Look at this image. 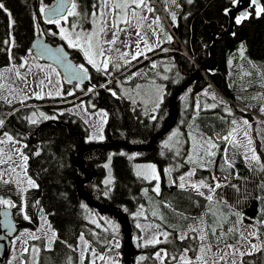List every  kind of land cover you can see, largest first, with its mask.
I'll use <instances>...</instances> for the list:
<instances>
[{
  "label": "trees",
  "instance_id": "1",
  "mask_svg": "<svg viewBox=\"0 0 264 264\" xmlns=\"http://www.w3.org/2000/svg\"><path fill=\"white\" fill-rule=\"evenodd\" d=\"M76 2L82 9L92 7L95 0H76ZM151 2L159 15L162 12V17L166 19L164 23H169L168 19L172 17L175 19V23L170 20L169 25L176 37L163 42L159 48L148 53V56H152L163 49L171 50L167 54L171 63L168 69L171 72L168 80L171 82H166L165 101L154 120L144 115L137 104L126 100L113 87L116 80L122 76L134 71L138 66H145L147 61L143 60V57L137 58L120 72L113 73L104 69L92 70L89 64L83 61L81 53L72 50L69 52L73 61L89 70V84H68L63 80V92L58 97L41 100L25 98L23 102L17 100L12 103L0 99V137L9 136L24 145L22 152L27 158V175L36 183L33 187L26 185L23 198L15 182L1 183L0 208L13 204L14 217L18 222H22L23 227L35 226L39 223L42 213H47L48 222L56 236L48 247L44 237L30 240L29 248L23 254L24 264H31L29 258L31 247L32 250L39 249L35 264H80L77 251L80 237H83L87 244L81 264H102V260H93L92 252L95 250L99 254L106 252L122 254L120 259L123 263L122 223L115 216L89 206L79 195L78 182L86 176L78 166L80 148L95 141L90 138L91 127L87 121L67 107L73 100H77L83 104L86 112L105 109L108 113V121L105 130L106 139L103 142L126 141L133 145L147 144L162 128L168 116L169 102L174 90L208 60L213 33L227 28L226 10L233 5L234 0H152ZM54 3L55 0H0V68L9 67L13 62L19 66L25 63L26 56L32 52L31 43L37 34H44L51 43L61 42L55 25H49L45 31L43 30L42 11ZM262 3L261 13L257 14L251 9L248 19L236 23L232 36L219 39L216 48V70L204 71L187 88L191 90L188 98L189 108L180 122L184 134L194 121L191 120V115L195 94L208 85V80L229 101H227L228 107L219 106L216 111H211L212 115L203 118L204 126L213 128L216 124L223 125L226 111L254 122L251 114L235 106V102L247 105L252 111L261 110L264 115V0ZM183 48L192 58L181 53ZM152 57L156 58L155 55ZM231 59L236 61L235 67L239 68L232 76L228 71ZM150 65L147 64L146 67L148 69L155 67ZM126 70L128 71L123 73ZM150 73L154 71L151 70ZM172 77L178 78V81L172 80ZM134 78L133 81L137 80L136 76ZM107 81L109 83L105 84ZM181 95L178 97L179 115L175 125L178 124L182 114ZM33 112L37 116L35 121L30 119ZM258 123L261 125V141L257 146L259 154L257 164L251 165L235 146L226 144L225 141L216 148L218 152L211 159L214 160V164L221 162L226 165L228 169L223 173L231 178L235 177L223 186L228 202L221 204L216 198L209 199L203 194L193 193L177 186L167 187L163 183V188L169 192L163 195L160 203H168L167 208H164L167 216L162 220L152 216L151 219L157 220L167 231V235L154 244L137 246V252L133 246L136 242L135 238L139 237L134 216L141 208L148 211V200L144 194L148 184L133 172L131 163L133 160L152 161L158 164L161 173L164 174L163 164L172 161L170 155L166 152L165 157L163 156L159 148L160 139L149 152L131 150L122 146L84 151L82 155L84 167L91 173L92 178L83 185V188L93 199L122 211L130 220L133 264H163L154 256L159 248L166 251L164 261L166 264L176 263L184 256V249L187 251L185 258L191 259L197 256L201 246L199 235L190 232L182 236L180 231L190 226L191 222L197 223L203 219L206 220L209 240L212 244L238 243L241 235L237 227L238 213L243 222L256 224L257 238L252 241L258 242V250L243 255L242 260L234 264H264V122ZM210 135L216 140L213 131ZM186 152L185 149L182 166L178 170L173 169L170 173L173 180L188 167ZM110 153H112L113 180L108 182L105 163ZM133 153L138 154L133 156ZM247 167H252L248 173ZM203 173L207 174V182L213 181L210 177V169L197 170L198 175ZM241 177H246L247 180H241ZM18 210H23L29 220L18 217L16 215ZM92 213L98 214V222L92 221ZM187 216L194 219L190 221ZM114 238L121 240L120 246L112 243ZM33 243L37 246H32ZM0 264H7V259L0 258Z\"/></svg>",
  "mask_w": 264,
  "mask_h": 264
},
{
  "label": "rangeland",
  "instance_id": "2",
  "mask_svg": "<svg viewBox=\"0 0 264 264\" xmlns=\"http://www.w3.org/2000/svg\"><path fill=\"white\" fill-rule=\"evenodd\" d=\"M104 1L105 9L98 8ZM151 1L152 0H95L92 7L81 9L76 0H73L66 15L54 19L53 24H55L58 29V39L70 52L72 50H77L81 53L83 61L86 63H90V65L94 64L99 69L117 73L127 66L131 62V59L136 60L142 53L144 55L141 57L144 58L148 56L150 51H153L156 45L155 34L160 35L167 33V28L162 19V12L161 15H159ZM97 10H100V13H98ZM170 20L172 23H175L173 17L168 19V22L171 24ZM130 33H135L138 37H143L144 35L145 38H147L146 40L142 38V42L145 43L142 51H140L138 40L131 37ZM169 39L173 40L171 35H169ZM139 41L141 42V40ZM145 64V66H138L134 71L116 80L113 87L126 100L137 104L144 115L154 120L158 110L165 101L164 89L166 91V82L170 81L168 79L171 77V72L166 69L168 66L167 56L159 55L155 59H149ZM147 64L148 66L153 64L155 67L153 69H148V67H146ZM235 64L236 61L234 59H231L228 64V71L231 76L234 72L237 73V70H239V68L235 67ZM80 67L86 69L83 65H80ZM151 70H153L154 73H150ZM135 76L137 80L133 81ZM172 80L178 81V78L172 77ZM62 92L63 77L58 68L50 62L41 60L35 56L33 52L28 53L25 63H22L20 66L16 62H13L9 67L0 68V99H4L9 103L17 100L23 102L25 98L41 100L43 98L58 97L62 95ZM183 93L184 94L180 97L181 118L178 124L159 141V148H161L163 156L165 157V153L168 152L170 160H172L171 162H165L163 164L165 172H172L173 169L182 166V156L185 149L187 150L185 157L188 155L187 145L191 143L195 146L200 143L197 137H192L191 141L185 138L180 126V122L183 120L186 112L185 109L189 108L188 98L190 97L191 90H185ZM212 94L215 95V97H219L221 103L215 104L214 102L204 101L202 102L204 108L212 106L213 108L209 110L216 111L219 106L221 108L223 106L228 107V102L223 96L217 92H212ZM67 109L81 116L82 114L80 113H83L90 119L96 121V125H90L87 121L91 127L90 138L95 141V143H102L106 139L105 130L108 121V113L105 109L100 108L94 112H86L83 104L77 100H73ZM206 112L207 111L202 112L200 117L193 123L197 133L209 127L204 126L202 123V119L207 116ZM36 117L34 112L30 115L32 121H35L37 119ZM248 139L249 140H245L244 147L248 154L251 155L252 149H254V143L250 137ZM219 140L221 141L224 139L219 138ZM0 142V184L7 181L15 182L21 198H23L27 186H36L35 181L30 179L27 175V158L22 152L24 145L5 135L0 137ZM193 148L190 146L189 149L191 163L199 159V156L194 152L195 150H193ZM201 152L205 154V157L201 158L204 162L202 168H205L211 163V150L206 146ZM134 154L135 153L132 155L135 156L138 153ZM111 158L112 153H110L109 159L105 163L107 171L106 179L108 182L113 180ZM131 165L133 172L144 179L148 184L144 192L148 200V211L142 210L141 208L139 212H137L138 214L134 216L135 228H137L136 231L138 230L139 237L135 238L136 242L133 246L135 247V252H137V246H142L143 244L150 245L157 242L158 234L151 236L150 234H152V232L149 234L147 228L151 224H159L157 221L159 218H161L160 220L166 218L167 213L164 208H167L168 203L162 204L160 203V199L169 191L161 189V185H159L158 176H161V171L157 163L152 161L133 160ZM176 179L178 180L177 177ZM178 181L179 186L190 188L193 178H191V174L189 173L187 178H179ZM202 182H204V180ZM217 182L221 183V180L218 179ZM209 190L207 187L205 191L200 189V192H203V195L208 197ZM212 198L226 202L229 200L223 188L219 189ZM153 212L158 214V216L153 214ZM16 215L20 218L29 220L23 210H18ZM151 216L157 220L151 219ZM237 217L238 221L240 220V223L244 225L245 223L242 222L239 213ZM186 218L190 221L194 219L188 216ZM91 219L92 221L98 222V214L92 213ZM191 223L190 226L182 228L180 233L182 236L190 232L198 234L201 240L200 253L188 259L185 258L187 251L184 249V256L180 257L174 264H234L240 262L239 260L244 253L254 251L256 248V243H254V241L252 242L250 238V234H254V222L252 226H243L244 239H242L240 246L232 244L229 247L214 246V244L210 242L205 219L197 223ZM159 233L162 234L161 231H159ZM42 237L46 239L47 247L50 246L56 238L55 232L48 222L47 213L44 212L38 224L21 228L13 237L7 264H24L25 259L23 258V254H25L29 248V241ZM112 240L115 246H120V239L114 238ZM33 245L37 246L35 243H33L32 246ZM86 248L87 244L85 240L83 237H80L77 250L80 256V264ZM30 251L31 254L29 258H31V264H35L38 259L39 249L32 250L31 247ZM121 256L122 254L120 255L115 252H106L102 254L93 253V260H102V264H123L120 259ZM165 257L166 251L164 249L158 250L156 258L163 264H166L164 262Z\"/></svg>",
  "mask_w": 264,
  "mask_h": 264
},
{
  "label": "water",
  "instance_id": "3",
  "mask_svg": "<svg viewBox=\"0 0 264 264\" xmlns=\"http://www.w3.org/2000/svg\"><path fill=\"white\" fill-rule=\"evenodd\" d=\"M73 0H55L52 6L46 7L43 11V18L49 22L57 17L65 15L72 5ZM251 9L259 14L263 11L262 0H234L233 5L226 10L228 16V26L221 32H214L212 36V44L209 48L208 60L200 65L193 74L180 84L173 92L169 102V114L166 117L162 128L156 132L147 144L133 145L126 141H112L103 143H90L82 145L78 157V166L86 175L85 178L78 182V191L80 197L91 207L98 209L103 213L115 216L123 225V264H133L132 261V225L128 217L122 211L96 201L83 188V185L92 178L91 173L84 167L83 153L85 150L93 148L112 149L116 146H122L127 149L149 152L153 149L159 139L165 136L176 124L179 115L178 97L192 85L204 71L214 72L217 68L216 48L224 36H232L234 34L235 25L242 20L249 18ZM31 51L41 60L54 64L61 73L63 80L68 84L87 85L90 82V73L88 70L77 65L70 56L69 50L62 43H51L44 35L38 34L31 43ZM107 81L105 84H108ZM166 185L172 186V178L170 172H166ZM14 205L4 206L0 208V258L5 260L8 258L12 238L23 228L22 222H18L14 217Z\"/></svg>",
  "mask_w": 264,
  "mask_h": 264
},
{
  "label": "crops",
  "instance_id": "4",
  "mask_svg": "<svg viewBox=\"0 0 264 264\" xmlns=\"http://www.w3.org/2000/svg\"><path fill=\"white\" fill-rule=\"evenodd\" d=\"M102 5H103L102 9H105V1ZM162 19H163V22H164V20H166L165 17H162ZM165 23H164V25L167 28V33L166 34H160V35L155 34L156 45L153 48V50L155 48L156 49L159 48L163 44V42L170 41L169 35H171L172 38H176L174 36L173 32L171 31V25H169V23H166V24ZM168 30H170V31H168ZM130 35L134 39L136 38L138 40V45L141 49L140 51H142L144 49V45H145V43L142 42V40L147 39L144 36L145 32H144L143 37H138L137 34H135V33H130ZM139 40H141V42ZM169 51H171V50L170 49H163L162 51H160L154 55H155V57H157L159 55L167 56V58L169 60L170 57L167 55V54H169L168 53ZM142 55H144V54L143 53L140 54L139 57H141ZM154 55H152V56H154ZM152 56H146V57H144V59H146V61H148L149 59L153 58ZM134 60L131 59L130 61H134ZM92 66L96 67L94 64H92ZM168 66H169V68H168ZM168 66L166 67L167 70L170 69V67H171V63L169 61H168ZM102 68H104V67H102ZM97 69H99V68H97ZM212 92H217V91H216L214 86H212L211 84L208 83V85L206 87H204L199 93L195 94L196 98H195L194 104H193V112L191 115V120L195 121L196 119H198L199 115H201V113L204 111L209 112L207 115L213 114L209 110V109L213 108L212 106H208L207 108H204L203 104H202V102H204V101L214 102L215 104L221 103L220 98L215 97V95H213ZM164 93H165V89H164ZM164 93H163V95H164ZM185 110L187 111V108ZM231 114H232L231 112L226 111L225 122L223 123V125L219 126L218 124H216V126L213 128H211L209 126L208 128L203 129L200 133H197V131L194 129V124H193L194 121H192V124L189 126L190 128L187 127V132H185V134H184L185 138H187V139H189V141H191L192 137H197V139L200 140V143L195 145V146L192 145L191 143L189 145H187L188 155L186 156V162L188 164V167L186 170L182 171L180 174L177 175V178L179 180V178H187V175H189V173L191 174V178H193V181L191 183V187L187 188V190H189L193 193L203 194V192H200V189L202 191H205L207 189V187H208V190L210 187V190L208 191V198H210L212 195L214 196L218 192L219 189L223 188V186L227 182H229L230 180L235 178V177L231 178L228 174H224L223 171L228 169L227 166L221 162L214 164V160H211V163L205 167L206 169L211 170L210 177L213 180L212 182H210V183L207 182V179H206L207 174L206 173H203L201 175L197 174V170L199 168H202V166L204 164V162H203V160H201V158L205 157V154L201 151L206 146H208L211 150L210 156L212 159L214 157V155L218 152L216 148H218V146H220V143L222 142V141H218L217 139H216L217 141L212 139V137L210 135L211 131H213V135L216 134L217 136L224 139L223 141H225L226 144H231V145L235 146L238 149V151L242 154V157L244 159H246L251 165L257 164L256 162L259 161V154L257 152V146L260 144V141H261V132H260L261 125L258 122H252L251 120H249L248 118H246L244 116H236V115H231ZM182 131L184 133V130H182ZM249 137H250V139L253 140V143H254V145H253L254 149H252L251 155L248 154V152L245 150V147H244L245 140H249L248 139ZM190 146H191V148L194 147L193 148V150H195L194 152L199 156L198 161H195L194 163L190 162V155H189ZM178 169L179 168L177 167L176 170H178ZM249 169H252V167L246 168L247 173H248ZM218 179L221 180V183L217 182ZM240 179L241 180H247L246 177H241ZM203 180H204V182H202ZM199 183H201V184H199ZM224 192L226 194V191H224ZM218 202L223 204L226 201H218ZM244 223L245 224L242 225L240 223V220L238 221L237 227H238V231L241 233L240 242L235 243L234 245L240 246L242 239H244L243 226L245 227L246 225H250V226L253 225L252 224L253 222H249V223L244 222ZM250 238L251 239L257 238V226H256V224H255L254 234L251 233ZM254 243H256L255 250L251 251V252H246L243 255L252 254L258 250V242L255 241ZM230 245H232V244H230ZM230 245L224 244V243L223 244H214V246H219V247H229ZM243 255L241 256L239 261L242 260ZM227 264H230V263H227Z\"/></svg>",
  "mask_w": 264,
  "mask_h": 264
},
{
  "label": "flooded vegetation",
  "instance_id": "5",
  "mask_svg": "<svg viewBox=\"0 0 264 264\" xmlns=\"http://www.w3.org/2000/svg\"><path fill=\"white\" fill-rule=\"evenodd\" d=\"M151 3V2H150ZM103 6V5H102ZM102 6L100 7L101 9H102ZM45 9V8H44ZM44 9H43V11H44ZM43 11H42V19H43V21H44V31L48 28V26L49 25H55V24H53V21H54V19L53 20H51V21H49V22H47V21H45L44 20V18H43ZM97 12L98 13H100V10H97ZM66 15V14H65ZM64 16V15H63ZM62 17V16H61ZM57 18H59V17H57ZM56 19V18H55ZM56 26V25H55ZM90 27V26H89ZM38 35V34H37ZM42 35H44V34H42ZM46 38V37H45ZM138 58V57H137ZM135 61V60H134ZM131 62H133V61H131ZM130 62V63H131ZM129 63V64H130ZM89 66L91 67V69L92 70H94V71H97L98 69L96 68V67H94V66H92V65H90L89 64ZM135 66V65H134ZM87 70V69H86ZM89 71V70H88ZM128 71V70H127ZM126 71V72H127ZM90 73V72H89ZM114 94V93H113ZM115 96H116V94H114ZM171 173V172H170ZM171 178H172V176H171ZM158 179H159V185H161V189H163V190H165L164 188H163V183L165 184V186H167L166 185V172L164 171V174H162L161 173V176H158ZM172 186H177L178 188H183V186H179V181L177 180V179H175V180H173L172 179ZM171 186V187H172ZM183 189H186L187 190V188H183ZM166 191V190H165ZM144 210H146L145 208H144ZM148 233L150 234L151 232H152V234H150L151 236H154L155 234H158V236H157V242L160 240V238H164V237H166V235H167V231L164 229V227L159 223V224H151L150 226H148ZM159 231H161L162 232V234H160L159 233ZM140 246V245H139ZM161 249H163V248H159V249H157L156 251H155V254H154V256H155V258H156V253L158 252V250H161ZM93 253H98V251H93L92 252V256H93Z\"/></svg>",
  "mask_w": 264,
  "mask_h": 264
},
{
  "label": "built area",
  "instance_id": "6",
  "mask_svg": "<svg viewBox=\"0 0 264 264\" xmlns=\"http://www.w3.org/2000/svg\"><path fill=\"white\" fill-rule=\"evenodd\" d=\"M183 54H185L187 57L189 58H192L191 55L186 51V49L183 48V50L181 51ZM208 82L211 84L210 80H208ZM224 99H226L227 101H229L227 98L224 97ZM235 106H237L238 108L242 109L244 112H247L249 114H251V117L253 118V121L254 122H264V115L262 113L261 110L259 111H252L250 110V108L247 106V105H243V104H240L238 102H235ZM84 116V115H83ZM84 118L88 121H91L88 117L84 116ZM91 123L93 125L96 124V122L94 121H91ZM216 136V135H215ZM217 137V136H216ZM218 139V137H217ZM211 199V197L209 198Z\"/></svg>",
  "mask_w": 264,
  "mask_h": 264
},
{
  "label": "bare ground",
  "instance_id": "7",
  "mask_svg": "<svg viewBox=\"0 0 264 264\" xmlns=\"http://www.w3.org/2000/svg\"><path fill=\"white\" fill-rule=\"evenodd\" d=\"M203 88V87H202ZM218 138H220V137H218Z\"/></svg>",
  "mask_w": 264,
  "mask_h": 264
}]
</instances>
